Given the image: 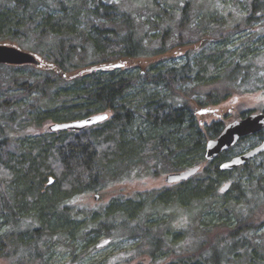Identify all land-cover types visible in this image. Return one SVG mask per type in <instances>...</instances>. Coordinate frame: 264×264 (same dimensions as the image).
Here are the masks:
<instances>
[{
    "label": "trees",
    "instance_id": "obj_1",
    "mask_svg": "<svg viewBox=\"0 0 264 264\" xmlns=\"http://www.w3.org/2000/svg\"><path fill=\"white\" fill-rule=\"evenodd\" d=\"M167 2L153 0L162 11ZM188 6L185 1L181 26ZM231 22L206 16L197 27L207 38L200 49L179 60L157 59L149 58L153 55L138 36L135 19L114 3L0 0V40L33 38L31 49L63 73L85 69L75 60H84L88 45L102 59L100 65L114 59L130 63L73 79L30 65H0L7 70L0 69L1 261L55 264L58 255L66 259L63 264H80L106 239V247L138 240L141 255L162 260L171 233L166 221L155 218L162 207L215 199L209 214L218 222L233 219L234 229L202 243L197 256L173 264H264V219L256 222L249 211L254 205L264 214V153L230 172L219 171V165L234 156V147L206 163V142L224 124L203 131L195 110L234 95L264 93V0H247L242 16ZM146 23L154 29L161 25L152 18ZM140 59L157 60L138 64ZM101 113L109 114L107 121L80 132L10 136L15 126L23 131ZM204 162L200 173L168 189L113 198L95 208L79 203L112 185ZM226 184L229 190L220 192ZM96 264L122 262L102 259Z\"/></svg>",
    "mask_w": 264,
    "mask_h": 264
},
{
    "label": "rangeland",
    "instance_id": "obj_2",
    "mask_svg": "<svg viewBox=\"0 0 264 264\" xmlns=\"http://www.w3.org/2000/svg\"><path fill=\"white\" fill-rule=\"evenodd\" d=\"M185 1L189 3V6L185 17H183L184 25L181 26L183 16L182 9L185 7ZM246 1L247 0H168L166 3L168 5L161 6L163 9L162 11L160 8L157 9V7L154 6L153 0H103V2L118 5L121 10L126 11L135 19L138 36L143 40L147 52L153 55L149 58H153L154 56L160 58L159 55H161V58H175L177 60L181 59V57L190 50L200 49L202 44L207 40L205 37L202 38L197 31V27L204 17L220 15L225 17L228 21L227 24L231 26V23H233L231 22L232 20L239 19L242 16ZM156 14L159 15L157 18H155ZM149 18L160 22V27L154 29L151 25L147 24L146 21ZM214 28V33L217 34L219 28L217 26ZM212 36L215 37L214 35ZM4 42L11 41L0 40V43ZM11 43L17 44L22 50L34 52L39 55L38 52L31 49H35L36 45L33 38H30L27 42L24 40H15V42L12 41ZM140 60L144 61V59ZM112 61V64L117 63V59ZM75 62L80 68L93 67V65L98 66V64L100 65L103 63L102 59L94 53L93 48L89 45L87 46V53L84 56V60L81 61L76 58ZM105 62L107 61H104V63ZM1 70L4 72L7 71L6 69ZM204 109H215L219 116H215L213 113L198 114L203 108L200 109L199 107H195L197 121L203 131L213 123L221 122L225 126L248 114L264 112V93L259 91L249 95H234L220 105L208 106ZM51 124L53 123L46 122L40 128L31 127L23 131L15 130L17 129L15 126L13 128L14 132L10 133V136L15 138L23 135L43 134L48 132V127ZM262 138H264V132L247 141L239 143L234 147V155H238L257 146ZM262 160L263 158H259L256 162L259 163L262 162ZM205 165L206 163L204 162L201 164V167L204 168ZM165 176L166 174L157 177H144L131 183L112 185L102 192L82 197L79 203L89 206L90 208H95L106 205L113 198H136L139 194L176 186L166 185L164 183ZM96 195L98 196L97 201L94 200V196ZM213 201H215V199L193 201L189 206H184L176 202L162 207V210L159 211L155 218L157 220L166 221L168 226L171 227V233L166 238L168 244L164 246L169 253L164 256L162 260H153L148 255H141V249L139 248L140 241L134 240L118 246L110 245L104 249L98 250V252L88 255L80 264H96L102 259H107L109 263L119 260L122 264H173L181 260H186L190 256H197L198 250H201L202 247L204 248L202 243H208V241H211L209 243H213L227 236L229 231L234 229L233 219L230 221L223 220L218 222L216 215L209 214L211 211L210 208L214 207ZM233 205L236 206L234 203L232 206ZM253 206L249 211L256 214L252 215L256 217V222L260 223V221L264 219V214H260L259 209H255ZM200 208H202V211L204 209V212H198ZM260 208L262 209V207ZM160 215L162 218L159 219ZM158 233H161V231ZM259 233H257L256 236H258ZM102 239L103 237L100 238V240ZM131 258L132 260L130 262H123ZM53 262L55 264H63L66 262V259L57 255L54 257ZM0 264L7 263L0 260Z\"/></svg>",
    "mask_w": 264,
    "mask_h": 264
},
{
    "label": "water",
    "instance_id": "obj_3",
    "mask_svg": "<svg viewBox=\"0 0 264 264\" xmlns=\"http://www.w3.org/2000/svg\"><path fill=\"white\" fill-rule=\"evenodd\" d=\"M205 40V39H204ZM158 57L157 59H161ZM157 59H147L137 61L138 64H148L154 62ZM130 63L128 61H119L114 64L98 65L93 67H88L85 69L78 70L74 73L67 74L63 73L57 69L54 65L46 62L39 55L32 53L30 51L20 49L16 44L11 42L0 43V65L20 67L30 65L37 69L44 70H54L57 74L65 79H73L77 76H81L88 73H93L101 70H110L123 68ZM215 109H203L198 112V114L215 113ZM109 118L108 113H101L93 116H88L86 118L62 122L53 123L48 127V132L59 133V132H80L87 128L93 127L95 125L101 124L107 121ZM264 131V112L251 113L238 120L228 123L223 127L219 135L215 139H210L205 145L204 158L206 163L214 161L221 154L229 151L231 148L235 147L242 139L251 136H257ZM264 153V140H262L257 146L240 153L238 155L232 156L229 160L223 161L219 165V171L230 172L236 169L242 168L247 165V163L259 155ZM202 170L201 165L185 169L179 172L169 173L164 178V183L166 185H177L188 181L190 178L194 177ZM52 183L50 179L49 184ZM230 185L226 184L220 187V192L225 193L229 190ZM98 196H94V200L97 201ZM110 240L106 239L100 242L96 248L103 249L109 245Z\"/></svg>",
    "mask_w": 264,
    "mask_h": 264
},
{
    "label": "flooded vegetation",
    "instance_id": "obj_4",
    "mask_svg": "<svg viewBox=\"0 0 264 264\" xmlns=\"http://www.w3.org/2000/svg\"><path fill=\"white\" fill-rule=\"evenodd\" d=\"M124 62V61H123ZM110 64H112V63H110ZM215 116H219V114L217 113V111L215 112V113H213ZM262 140H264V139H262ZM261 140V141H262Z\"/></svg>",
    "mask_w": 264,
    "mask_h": 264
}]
</instances>
